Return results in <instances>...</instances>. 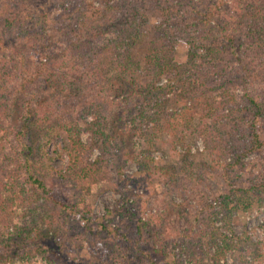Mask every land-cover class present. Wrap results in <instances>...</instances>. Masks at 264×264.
Returning a JSON list of instances; mask_svg holds the SVG:
<instances>
[{
    "label": "trees",
    "instance_id": "obj_1",
    "mask_svg": "<svg viewBox=\"0 0 264 264\" xmlns=\"http://www.w3.org/2000/svg\"><path fill=\"white\" fill-rule=\"evenodd\" d=\"M178 131L201 137L205 172L226 184L206 202L215 222L263 203L264 166L232 179L264 148V0H0V264H69L79 240L87 264H160L162 221L131 233L111 220L139 215L126 164L174 177L148 153ZM93 185L123 196L100 229Z\"/></svg>",
    "mask_w": 264,
    "mask_h": 264
},
{
    "label": "rangeland",
    "instance_id": "obj_2",
    "mask_svg": "<svg viewBox=\"0 0 264 264\" xmlns=\"http://www.w3.org/2000/svg\"><path fill=\"white\" fill-rule=\"evenodd\" d=\"M33 11H37L35 7ZM148 30L145 39L150 34ZM184 51L185 46L180 43L179 61L184 60ZM196 126L197 123L193 125L194 130ZM184 134L185 132L178 131L175 137L163 139L148 153L157 167L164 165L172 168V174L175 175L170 178L167 185L161 184L162 179L156 180L152 175L148 176L138 165L126 164L123 169L126 175V188L123 193L128 204L133 200L132 212L134 209L139 215L131 217V213L125 215L120 212L121 216L111 220V227L122 231L126 229L133 233L136 224L145 222L158 227L162 221L160 231H165V234L161 246L155 247L160 253V264H173L175 253L179 254L180 247L184 246H188L190 251L182 254L180 258L183 260V257H186L187 264H264V199L260 206L253 205L251 211L240 210L227 214L224 220H221L222 225L215 222L212 209L207 207L206 202H212L213 199L224 195L226 184L219 172L214 173L215 170L212 168L210 174L205 172V168L210 165L204 153L201 137L191 135L190 131L185 135L186 137H183ZM86 139L84 135L82 140ZM261 139H264V134H261ZM2 158L3 155L0 160ZM244 162L247 165L244 168V176H241L242 180L232 179V181L247 186L249 180H252L249 174L258 175L264 166V148L261 154L246 157ZM237 169L235 167V170ZM179 187L184 188L178 194L176 192ZM102 188V185L90 186L89 193L85 197L92 214L97 218L94 225L98 229H100L99 221L105 222L106 210H113L123 204V196L120 193ZM135 195H138V201H135ZM254 211L261 214L263 222L260 223V220L255 218L248 225L245 217ZM104 235L105 233L102 232L99 236ZM80 236L82 233L76 237V241L82 239ZM134 237L132 235V239ZM224 244L230 247H224ZM86 247L88 248L87 244L82 240L72 244L69 248L68 257L71 259L69 264H87L90 258ZM160 247L162 249H159ZM217 248H225L224 254L214 259ZM243 257L245 260L242 259ZM27 264L45 263L38 258ZM180 264H184V261Z\"/></svg>",
    "mask_w": 264,
    "mask_h": 264
},
{
    "label": "built area",
    "instance_id": "obj_3",
    "mask_svg": "<svg viewBox=\"0 0 264 264\" xmlns=\"http://www.w3.org/2000/svg\"><path fill=\"white\" fill-rule=\"evenodd\" d=\"M261 212V211H260ZM255 218H258L260 220V223H262L263 221L261 220V214L258 213L257 211H254L253 213H250V214H247L246 217H245V220L247 222V224H251L253 222V220ZM258 232V230H257ZM183 261H184V264H187V259L186 257H183Z\"/></svg>",
    "mask_w": 264,
    "mask_h": 264
}]
</instances>
